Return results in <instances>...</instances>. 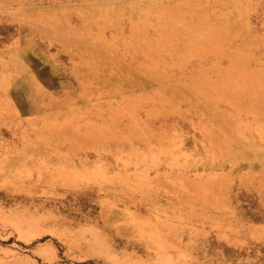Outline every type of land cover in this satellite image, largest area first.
Here are the masks:
<instances>
[{
    "label": "rangeland",
    "instance_id": "374dc122",
    "mask_svg": "<svg viewBox=\"0 0 264 264\" xmlns=\"http://www.w3.org/2000/svg\"><path fill=\"white\" fill-rule=\"evenodd\" d=\"M186 1L141 3L186 11L188 6L178 4ZM189 1L207 9L217 24L231 27L237 20L236 0ZM241 2L250 8L231 36L238 42L255 37L264 49V0ZM77 10L71 1L0 0V79L10 77L8 86L0 88V98H5L0 100V264H264V132L225 131L219 111L205 120L208 103L197 93L190 73L141 66L137 58H144L145 50L134 46L130 52L125 46L131 43L129 16L118 18L122 41L115 50L104 47L118 65L116 76L124 78L122 88L99 96L92 95L95 88H81L67 70L74 74L81 63L78 54L97 44L99 28L78 32ZM102 31L109 37L110 29ZM257 55L264 64V51ZM44 62L46 69H39L38 63ZM60 64L65 72L56 68ZM256 69L264 73L263 65ZM29 79L58 97L54 100L69 98L75 110L139 91L153 98L154 105L174 100L180 114L169 122L176 126L179 150L152 164L140 160L141 152L147 154L141 144H123L120 151L104 153L88 149L70 152L71 159L54 168L65 149L75 148L69 143L76 132L69 126L72 139L66 140L44 127L45 118L61 114L53 103L24 107L18 87ZM242 114L244 122H252ZM90 116L80 112L72 120L84 128ZM31 126L46 129V139L31 135ZM45 156H51L49 166L36 167ZM21 163L30 173L16 180L13 174ZM144 169L147 188L138 178ZM39 170L44 177L38 178ZM101 176L107 178L103 183ZM168 177L184 178L187 185H211L220 177L226 209L180 218L188 210L179 204L185 190H173L174 181H164ZM156 219L180 224L161 244L141 232Z\"/></svg>",
    "mask_w": 264,
    "mask_h": 264
},
{
    "label": "bare ground",
    "instance_id": "6f19581e",
    "mask_svg": "<svg viewBox=\"0 0 264 264\" xmlns=\"http://www.w3.org/2000/svg\"><path fill=\"white\" fill-rule=\"evenodd\" d=\"M60 1H71L78 9L81 17L76 28L78 32L88 33L94 26L99 28L95 35L97 44L78 54L81 63L79 66L75 65L74 74L70 69L67 70L74 75L81 88H95L92 95L98 96L111 94L122 88L120 83L124 78L116 76L118 65L112 61L109 50H115L117 44L122 41V35L118 31V18L129 16L131 43L125 46L128 50L134 49V46L145 50V57L137 58L141 66H161L164 69L177 67L182 72L190 73L197 93L208 103L205 120L219 111V116L223 120L220 124L225 131L228 132L232 128L239 134L264 132V73L261 69H256L260 65L264 66L257 55L264 49L260 47V41L255 37H250L247 42H238L231 36L235 35L237 22L246 20L250 8L241 0L235 1L234 7L238 14L231 27L225 23L217 24L207 9L204 11L189 0L185 5L178 3L188 6L186 11L172 5H146L142 4L141 0ZM103 28L111 30L109 37L103 33ZM104 47H111L108 53ZM254 61L259 64H254ZM46 63H38L42 65L38 68L46 69L44 67ZM56 68L61 72L66 70L61 64ZM1 77L0 88L4 90L9 84L10 77ZM18 91L26 109L41 107L46 102L57 105L61 112L60 116L56 115L58 117L53 119L45 118L43 120L45 128H50L51 132L63 136L66 140L72 139L67 132L69 126L76 132L69 143V148H75L65 149L66 153L64 152L58 161L53 162L54 168L65 165L71 159L70 152H87L88 149L104 153L120 151L123 144L132 143L134 147L141 144L147 154L141 152L140 160L152 164L162 157H169L176 149L179 150L176 126L174 122H169L177 119L180 114L174 100L160 101L154 105L153 98L139 91L133 96L123 95L118 99H108L104 104L75 110L71 107L69 98L54 100L58 97L46 94L30 79L19 85ZM3 97L1 96L0 100L5 99ZM10 109L12 110V107ZM235 110H239V114H235ZM80 112L92 113V116L83 121L84 128L79 124L74 125L75 120H72V117L76 118ZM242 112L247 114L251 123L243 121ZM155 119L157 123H154ZM29 133L40 139H46L49 134L46 129L35 126L30 127ZM50 159L51 156H45L34 165L40 169L48 167ZM26 167L25 163H21L20 167L15 169L13 176L16 180L28 176L27 173L30 171L23 170ZM28 168L31 170L34 166ZM146 173L144 169V173L141 172L138 178L147 188L149 179ZM39 177H44V171L39 170ZM105 179L107 178L101 176V183ZM108 179L113 180L111 176H108ZM212 180L214 183L211 185L205 183L187 185L186 180L179 177H168L164 180L174 181L171 186L173 190H185L179 204L183 203L188 210L181 212L184 214L180 218L192 219L193 216L204 213L206 209L210 211L226 209L227 202L222 196L223 184L219 182L220 177ZM115 193L114 196L117 195ZM156 221H152V224L147 223L141 232L149 240L159 244L167 241L168 232L176 233L180 226L179 223H169L171 221L168 220L162 221L163 224L158 223V219ZM149 243L154 246L153 242Z\"/></svg>",
    "mask_w": 264,
    "mask_h": 264
}]
</instances>
